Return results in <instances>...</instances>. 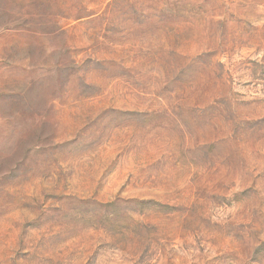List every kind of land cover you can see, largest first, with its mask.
I'll use <instances>...</instances> for the list:
<instances>
[{
    "label": "rangeland",
    "instance_id": "374dc122",
    "mask_svg": "<svg viewBox=\"0 0 264 264\" xmlns=\"http://www.w3.org/2000/svg\"><path fill=\"white\" fill-rule=\"evenodd\" d=\"M0 264H264V0H0Z\"/></svg>",
    "mask_w": 264,
    "mask_h": 264
}]
</instances>
